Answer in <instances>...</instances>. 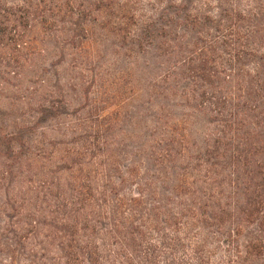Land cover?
Returning a JSON list of instances; mask_svg holds the SVG:
<instances>
[{"label": "rangeland", "instance_id": "374dc122", "mask_svg": "<svg viewBox=\"0 0 264 264\" xmlns=\"http://www.w3.org/2000/svg\"><path fill=\"white\" fill-rule=\"evenodd\" d=\"M235 22L264 32V0H0V264L18 220L76 185L108 215L137 189L147 194V183L160 197L189 172L214 121L197 101L198 76L232 85ZM197 40L208 46L202 71L174 73L176 51ZM260 52L235 65L254 68ZM167 126L187 156L160 164L148 150ZM106 222L92 240L113 254ZM208 248L212 263L220 251Z\"/></svg>", "mask_w": 264, "mask_h": 264}, {"label": "trees", "instance_id": "16d2710c", "mask_svg": "<svg viewBox=\"0 0 264 264\" xmlns=\"http://www.w3.org/2000/svg\"><path fill=\"white\" fill-rule=\"evenodd\" d=\"M232 27V85L212 88L202 72L198 76L205 81L197 101L214 121L189 172L182 168L160 197L147 183V194L137 189L108 215L76 185L68 197L18 220V233L3 246L8 264H264V46L257 48L264 32L253 25L245 32L238 22ZM193 43L188 54L176 51L174 73L202 71L208 46ZM259 51L254 68L235 65ZM164 128L150 154L160 164L186 157L183 136ZM100 219L107 221L103 237L117 246L113 254L97 252L93 244ZM210 246L220 251L212 263Z\"/></svg>", "mask_w": 264, "mask_h": 264}]
</instances>
